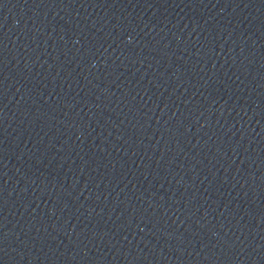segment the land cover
Segmentation results:
<instances>
[{
	"label": "water",
	"instance_id": "water-1",
	"mask_svg": "<svg viewBox=\"0 0 264 264\" xmlns=\"http://www.w3.org/2000/svg\"><path fill=\"white\" fill-rule=\"evenodd\" d=\"M0 264H264V0H0Z\"/></svg>",
	"mask_w": 264,
	"mask_h": 264
}]
</instances>
